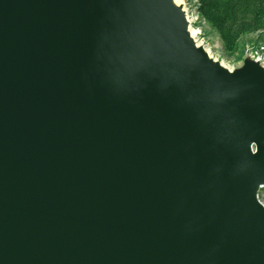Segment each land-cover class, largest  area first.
I'll return each instance as SVG.
<instances>
[{"label": "water", "instance_id": "1", "mask_svg": "<svg viewBox=\"0 0 264 264\" xmlns=\"http://www.w3.org/2000/svg\"><path fill=\"white\" fill-rule=\"evenodd\" d=\"M264 62L178 0H0V264H264Z\"/></svg>", "mask_w": 264, "mask_h": 264}, {"label": "rangeland", "instance_id": "2", "mask_svg": "<svg viewBox=\"0 0 264 264\" xmlns=\"http://www.w3.org/2000/svg\"><path fill=\"white\" fill-rule=\"evenodd\" d=\"M178 1L197 42L215 59L230 69L240 66L247 53L264 62V0ZM259 199L264 204V188Z\"/></svg>", "mask_w": 264, "mask_h": 264}, {"label": "bare ground", "instance_id": "3", "mask_svg": "<svg viewBox=\"0 0 264 264\" xmlns=\"http://www.w3.org/2000/svg\"><path fill=\"white\" fill-rule=\"evenodd\" d=\"M192 29V28H191ZM191 35L192 37L195 39V34H194V31L191 30ZM201 43V42H200ZM208 49V48H207ZM212 54V53H211Z\"/></svg>", "mask_w": 264, "mask_h": 264}, {"label": "trees", "instance_id": "4", "mask_svg": "<svg viewBox=\"0 0 264 264\" xmlns=\"http://www.w3.org/2000/svg\"><path fill=\"white\" fill-rule=\"evenodd\" d=\"M261 17L264 19V13L261 15Z\"/></svg>", "mask_w": 264, "mask_h": 264}]
</instances>
